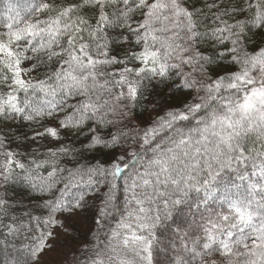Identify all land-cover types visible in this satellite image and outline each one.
<instances>
[{
  "label": "snow or ice",
  "instance_id": "1",
  "mask_svg": "<svg viewBox=\"0 0 264 264\" xmlns=\"http://www.w3.org/2000/svg\"><path fill=\"white\" fill-rule=\"evenodd\" d=\"M20 179L12 264L93 209L77 264H264V0H6L0 217Z\"/></svg>",
  "mask_w": 264,
  "mask_h": 264
},
{
  "label": "trees",
  "instance_id": "2",
  "mask_svg": "<svg viewBox=\"0 0 264 264\" xmlns=\"http://www.w3.org/2000/svg\"><path fill=\"white\" fill-rule=\"evenodd\" d=\"M5 3L6 0H0V11L3 10ZM136 111H140L139 106ZM68 166L71 167L72 165L69 164ZM43 175L46 176L47 173L43 172ZM2 191L3 189L0 188V192ZM7 191L8 198L13 202V212L9 217H0V221H2L3 224L11 223L13 216L17 218L22 217L29 209L32 210V214L34 216L43 217V210L39 207H33L34 205H38L40 203V201L36 198L37 193L33 191L22 179L12 182L8 186ZM17 222H19V220H17ZM23 223L25 224V228L21 229V231L14 235H9L5 228H0V264H12L13 260L19 258L25 251L24 245L30 244L32 239L38 234L35 231V221L31 224V228L33 229L32 231L28 230L29 225L27 218H24ZM100 239L101 241L105 239L103 233H101ZM82 256L83 253L76 258V261L73 264H77V259Z\"/></svg>",
  "mask_w": 264,
  "mask_h": 264
},
{
  "label": "rangeland",
  "instance_id": "3",
  "mask_svg": "<svg viewBox=\"0 0 264 264\" xmlns=\"http://www.w3.org/2000/svg\"><path fill=\"white\" fill-rule=\"evenodd\" d=\"M93 209L88 219L76 218L69 222L67 231L59 230L53 241L55 248L43 257L45 264H73L82 253L85 244L93 246L97 241L90 232L95 226L92 224Z\"/></svg>",
  "mask_w": 264,
  "mask_h": 264
}]
</instances>
